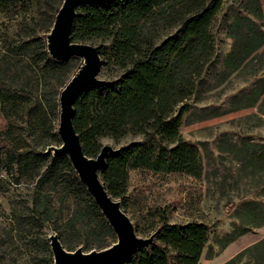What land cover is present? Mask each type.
<instances>
[{"label": "rangeland", "instance_id": "obj_1", "mask_svg": "<svg viewBox=\"0 0 264 264\" xmlns=\"http://www.w3.org/2000/svg\"><path fill=\"white\" fill-rule=\"evenodd\" d=\"M63 1L0 0V107L11 121L0 125V140L9 141L22 157L14 165L0 148V264H53V233L68 250L102 249L97 242L111 245L117 239L113 229L110 234L104 227L72 164L60 163L40 181L54 159L47 147L62 143L57 133L61 91L82 65L80 57L54 63L44 54L42 41L47 51L53 8L59 10ZM249 4L228 0L227 7ZM212 34L214 55L180 124L182 136L199 149L201 176L136 169L129 174L126 192L111 195L123 201L140 236L149 235L141 231L154 221L147 213L155 207L168 206L173 223L206 224L209 240L199 264H264L263 98L249 105L261 89L255 74L264 63V46L230 72L225 58L232 40L224 11ZM93 45L100 54L99 76L120 80L124 73L109 60L110 42L99 39ZM142 138L128 133L119 142L110 137L100 142L120 147Z\"/></svg>", "mask_w": 264, "mask_h": 264}, {"label": "trees", "instance_id": "obj_2", "mask_svg": "<svg viewBox=\"0 0 264 264\" xmlns=\"http://www.w3.org/2000/svg\"><path fill=\"white\" fill-rule=\"evenodd\" d=\"M249 1L244 7L230 8L228 0H113L77 9L72 40L90 44L108 40L109 60L124 73L120 80L107 79L111 81L108 85L89 86L77 98L73 123L84 152L96 156L103 145L102 137L119 142L128 133L143 135L141 141L120 146L107 158L101 179L110 194L122 196L130 172L136 169L201 176L199 149L182 136L180 124L188 109L187 101L214 55L212 27L221 12L224 11L227 36L232 40L225 58L230 72L242 68L264 46L263 7L260 0ZM53 11L50 27L58 7ZM42 45L48 57L45 41ZM49 60L58 63L50 57ZM263 67L264 63L255 74L261 89H256L249 105L261 98L264 102ZM10 123L5 109L0 107V125ZM0 148L14 165L21 164V155L9 141L0 140ZM60 163L71 167L67 155H54L40 177L41 183ZM121 204L123 207V201ZM93 208L113 234L95 203ZM147 215L154 221L141 232L150 235L156 231L154 242L140 247L119 264H199L209 240L206 224L173 223L168 206L155 207ZM96 244L102 249L110 245H103V241Z\"/></svg>", "mask_w": 264, "mask_h": 264}, {"label": "water", "instance_id": "obj_3", "mask_svg": "<svg viewBox=\"0 0 264 264\" xmlns=\"http://www.w3.org/2000/svg\"><path fill=\"white\" fill-rule=\"evenodd\" d=\"M111 1L113 0H64L53 26L46 33L47 52L50 57L59 61H66L72 57L82 59V65L62 89L59 97L57 133L62 143L49 145L46 152H53L54 155L65 154L69 157L80 181L86 186L115 231L117 239L103 249L85 251L83 246H79L74 250H68L59 235L53 233L49 236L53 264H119L132 257L140 247L151 245L157 234L155 231L148 236L138 235L121 201L113 198L101 179L100 173L106 166L107 158L110 154L117 153L119 148L103 144L96 156H88L73 123L74 105L79 95L89 86H104L111 83L110 80L99 76L101 61L98 48L90 43L72 40L71 33L77 9L86 4Z\"/></svg>", "mask_w": 264, "mask_h": 264}]
</instances>
